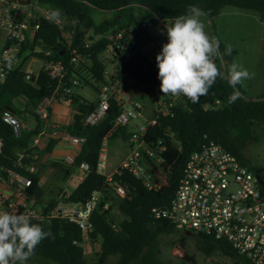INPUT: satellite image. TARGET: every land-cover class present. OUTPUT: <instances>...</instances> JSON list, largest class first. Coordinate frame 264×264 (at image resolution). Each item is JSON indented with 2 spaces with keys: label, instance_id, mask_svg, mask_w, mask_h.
Segmentation results:
<instances>
[{
  "label": "trees",
  "instance_id": "obj_1",
  "mask_svg": "<svg viewBox=\"0 0 264 264\" xmlns=\"http://www.w3.org/2000/svg\"><path fill=\"white\" fill-rule=\"evenodd\" d=\"M37 1L46 7L60 9L61 22L50 23L47 19H42L32 38L22 44L18 64L0 82V177L8 179L7 171L14 170L20 177L30 179L24 192L33 203L41 206V210L38 214H27L25 208L19 205L13 213L29 215L32 223L40 224L44 231L52 233L51 237L40 242L33 256L55 264H103L109 256L115 257L112 264H171L164 262L159 256V237L175 234L181 243L180 248L190 238L194 241L196 250L204 256L218 253L231 258L230 264H251L224 240L191 230L187 234L186 229L175 227L167 219H154L151 208L168 204L178 185L186 159L209 140L222 145L240 163L254 173H259L264 179V168L254 164L245 153L247 146L260 137L255 127L264 126V88L258 96L245 97L239 84L233 89L226 79L217 78L207 95L200 96L198 103H192L187 97L181 96L169 106V113H156V123L149 125L144 135L145 143L155 151V158L160 159V162H156L154 158L146 159V170L156 186L148 188L142 179L119 168L118 172L112 173V179L123 186V196L110 188L106 174L99 172L96 166L98 151L104 139L109 143L115 138L127 141L130 131L126 125L116 124L114 128L111 124L121 111L123 103L120 99L111 98L104 118L96 124H88L84 119L94 109L96 100L89 101L74 88L88 85L97 95L102 83L114 85L124 81L128 75L138 89V100L147 103L156 95L166 102L170 95H164L160 90L156 56L149 59L136 49L137 44L145 43V31L132 37L125 32L119 39L115 38L116 33L132 25L136 26L141 21L172 22L175 17L186 14L189 5L203 9L208 19H213L223 8L232 6L255 11L264 21V0ZM96 11L110 14L97 22L94 19ZM106 30L109 31L108 35L103 34ZM108 48L116 59V69L107 80L104 75L106 64L100 54ZM76 54L84 59L79 64L71 59ZM233 54L234 50L231 55H225L223 51L226 64L231 63ZM119 55L125 60L124 66L118 60ZM29 57L58 60L66 67L63 87H70V93L64 99L69 100L74 114L73 121L63 128L70 135L83 138L70 165L78 166L81 162L88 164V171L73 188H60L54 197L47 200L42 199L43 189L38 183L41 169L30 170L29 167L35 162L31 141L42 130V123L35 109L45 97L53 93L56 81L40 70L35 82H29L24 71ZM236 90L239 91L240 98L234 104H229L228 97ZM59 92L60 90L55 94L58 99ZM18 97L26 100L23 111L32 115L34 123L23 129L21 136L16 137L2 114L6 109L18 112L14 105V100ZM52 143L50 140L46 144V151H50ZM159 145L164 148H157ZM49 165L55 170L62 167L60 162L54 160ZM64 172L68 175L71 171L66 169ZM159 174L162 175L161 178ZM260 192L264 197L263 187H260ZM93 194L98 197L90 214L93 225L91 232L83 233L67 217L50 215L62 202L85 203ZM113 205L122 216L117 222L110 215ZM84 236L98 245L93 263H89L85 257ZM212 264L222 263L215 261Z\"/></svg>",
  "mask_w": 264,
  "mask_h": 264
},
{
  "label": "built area",
  "instance_id": "obj_2",
  "mask_svg": "<svg viewBox=\"0 0 264 264\" xmlns=\"http://www.w3.org/2000/svg\"><path fill=\"white\" fill-rule=\"evenodd\" d=\"M50 10V7L38 3L37 0H28L26 3L18 0H0V82L4 81L9 70L18 64L22 44L32 38L40 21L45 19ZM147 24V21H141L136 26L121 29L116 33L115 38H121L125 32L132 37L143 31ZM33 59L42 62L35 67L36 73L32 74L28 69L30 60L27 61V69L24 71L29 82H35L40 70L45 71L56 81L53 93L45 97L35 109L40 118L46 119L48 116L46 102L58 99L55 96L58 90H60L59 99H64V96L70 93V87H63L67 70L58 60H43L35 57ZM71 59L77 63L84 60L78 54ZM116 92L117 87L102 83L98 89L96 105L85 116L84 122L88 124L100 122L109 109L110 99L119 100ZM175 99L177 97L170 95L165 102L160 97L156 108L152 109L151 116L144 121L139 120L142 112L138 102L123 106L115 117L114 124L127 125L135 121L134 128L127 138V153L115 170L108 174L104 173L107 184L119 196L124 195V188L112 179V173L118 172L119 168L142 179L148 188L156 186L146 170V159L154 158L156 162H160V159L155 158L156 153L145 143L144 135L148 126L156 123V113H169V106ZM2 118L11 125L14 136H21L23 129L26 128L22 120L8 109L3 111ZM70 140L78 143L82 142L83 138L71 136ZM157 148L164 147L159 145ZM106 160V147L102 143L96 163L97 170L101 173L105 168ZM78 168L85 175L88 164L81 162ZM7 172L8 178H19L22 186L30 184L29 178L20 177L16 171ZM260 187L253 171L240 163L237 157L222 145L209 140L186 159L178 185L168 204L153 206L151 214L154 219H167L175 227L224 240L251 264H264V197L261 195ZM97 197V194H93L78 207L76 205L78 203L62 202L51 211L50 215L67 217L75 222L83 233L91 232L93 225L90 222V214ZM16 208L12 202L3 200L0 212L13 213Z\"/></svg>",
  "mask_w": 264,
  "mask_h": 264
},
{
  "label": "rangeland",
  "instance_id": "obj_3",
  "mask_svg": "<svg viewBox=\"0 0 264 264\" xmlns=\"http://www.w3.org/2000/svg\"><path fill=\"white\" fill-rule=\"evenodd\" d=\"M109 14L110 12L96 11L94 14V19L98 22ZM201 19L205 24V31L210 36L217 37L220 41L221 56L215 60L219 70L227 73L230 65L233 62H237L238 64L242 65L250 73H252L253 76L251 79L246 80L242 85L239 84L241 91L244 93L245 97L258 96L264 88V21L260 19L259 15L255 11L232 6L223 8L221 12L213 19H208L206 17H202ZM166 22L167 21L163 23L156 21L155 23H148L144 31H148L149 37L151 38L150 43L147 44L141 42L137 44L138 49L149 59L154 58L157 53L161 51L162 45L167 42ZM103 34L108 35L109 31L106 30ZM227 45H231L232 50H234L232 61L229 64H226V60L223 55V48ZM100 56L105 61L106 66L104 75L108 80L110 74L115 72L116 59L113 57L110 48L104 50ZM28 60H30L29 71L32 74H35V67L42 61L33 59V57H29ZM125 79L126 81L115 83L113 85L115 87H119L121 84L120 92L122 94L125 93V89L127 88V84L130 81V77L127 75ZM75 91L83 95L89 101L95 100V92L88 85L76 87ZM132 91L134 92L133 88ZM135 92L138 93V89H136ZM159 98V96L155 95L153 96L152 101L147 102L146 104L154 109L157 106V101ZM25 104L26 100L23 97H18L14 100L15 108L19 111V115L22 118H26V115L23 111ZM134 124L135 121L130 122L128 124V128H133ZM255 128V130L260 133V137L257 141L252 142L247 146L245 153L254 164L260 165L264 168V126L257 125ZM114 143L117 144L114 145ZM106 152L108 156L105 163V168L102 170V172L108 174L119 166L121 160L125 156L126 145L123 144L120 139H115L110 147L107 146ZM67 176V173L64 172V176L62 178ZM159 177L161 178L162 175L159 174ZM68 179L69 183L70 181L73 182V179L70 177ZM61 186L63 185H60V187ZM47 188L49 189L50 187L46 186L44 193L48 191ZM51 189L48 191L49 193H51V191L55 192L56 187H51ZM13 204L15 207L22 205L25 208V213L27 214H38L41 210V206L33 203L32 201H28L27 204H23V201L19 203L14 202ZM110 212V215L115 222L121 219L122 216L114 205L110 209ZM83 243L85 257L89 263H93L96 251L98 250V245L91 242L87 236H84ZM180 244L181 243L178 241L175 234L160 236V258L164 262L171 264H212L215 261H219L222 264H230L232 262L231 258L218 253L212 256L202 255L196 250L194 241L190 238L185 241L183 248L179 247ZM188 257H191L192 259L189 260ZM114 260L115 257L109 256L105 259L103 264H112ZM27 264L55 263L32 255V257L27 261Z\"/></svg>",
  "mask_w": 264,
  "mask_h": 264
},
{
  "label": "clouds",
  "instance_id": "obj_4",
  "mask_svg": "<svg viewBox=\"0 0 264 264\" xmlns=\"http://www.w3.org/2000/svg\"><path fill=\"white\" fill-rule=\"evenodd\" d=\"M206 15L203 9L189 5L186 14L166 22L167 42L155 57L164 95L184 96L198 103L217 78L226 79L233 89L252 78L253 74L237 62L230 65L227 74L219 70L215 60L221 56L220 41L205 31L201 18ZM45 19L60 23L62 12L53 8ZM231 52L232 46L227 45L224 54ZM239 98L236 90L228 97V103L234 104ZM51 235L40 224L32 223L27 214L0 212V264H27L40 242Z\"/></svg>",
  "mask_w": 264,
  "mask_h": 264
},
{
  "label": "crops",
  "instance_id": "obj_5",
  "mask_svg": "<svg viewBox=\"0 0 264 264\" xmlns=\"http://www.w3.org/2000/svg\"><path fill=\"white\" fill-rule=\"evenodd\" d=\"M145 33H146L145 43L148 44L150 43L151 38L149 37V33L147 30H145ZM136 49L139 50L138 47ZM25 69H27V66L25 67ZM124 81H126V79ZM130 81L128 82L127 88L125 89V93L123 94L120 92L121 84L119 85V87H117V97L122 101L124 107L130 106L131 104L138 102L141 105V112H142V116L139 117V120L144 121L151 116L152 107L148 106L146 103H143L137 99V93L135 92L136 88L134 87L131 78ZM80 86L82 85H79L77 87ZM132 88L134 89V92L132 91ZM97 98L98 97L95 94L96 101ZM46 104H47L48 116L46 119H42L39 117L42 123V130L36 136H34L31 141V152L33 154L35 162L33 165H30L29 167V169L31 170L36 168L41 169V174L38 183L39 185H41L43 189V193H42L43 200H47L49 198L54 197L60 188H66V189L73 188L84 177V174L78 168V166L70 165L73 156H75L80 149L81 142L73 143L70 140V137L72 135H70L63 128V126H66L67 124H70L73 121L74 109L69 104V100H65V99L51 100L49 102H46ZM11 112L15 116H17L20 120H22L26 128L31 127L32 124L34 123V119L32 115H30L29 113L24 112L26 118H22L19 115V111L18 112L11 111ZM126 128L128 131H131L134 127L129 129L127 124ZM115 139L119 140L120 138H115ZM50 140L53 141L52 147L50 151H46L45 146ZM114 140L111 143H109L107 142L106 139H104L102 143L105 144V147L107 148V146L110 147L113 144ZM121 142L126 145V153H127L128 150L127 141L121 140ZM116 144L117 143H114V145ZM52 160L60 162L62 164L61 169L55 170L51 165H49L50 161ZM66 169H69L71 172L68 174L67 177L62 178L64 176V171ZM69 177L73 179V182L70 181L71 185L68 182ZM60 185L63 186L60 187ZM44 186L45 188L46 186L50 187L49 189L47 188L48 191L51 189V187L52 188L56 187L55 192L51 191V193H49L48 191H46L44 193L45 191ZM3 200H8L9 202H13V203L14 202L19 203L23 201V204H27L28 201L33 202V200L30 197H28L24 192V186L21 185L19 178L3 179L0 177V205Z\"/></svg>",
  "mask_w": 264,
  "mask_h": 264
},
{
  "label": "water",
  "instance_id": "obj_6",
  "mask_svg": "<svg viewBox=\"0 0 264 264\" xmlns=\"http://www.w3.org/2000/svg\"><path fill=\"white\" fill-rule=\"evenodd\" d=\"M18 1L25 2L26 3L28 0H18ZM118 60L121 62V65L124 66L125 60L123 59V57L121 55L118 56ZM111 124L114 125L113 126L114 128L116 127V124H114L113 121L111 122ZM255 177H256L258 183L260 184V186L264 188V179L262 178V176L259 173H255ZM76 205H77V207L78 206H81V203H78ZM186 233L189 234L190 231L189 230H186Z\"/></svg>",
  "mask_w": 264,
  "mask_h": 264
}]
</instances>
